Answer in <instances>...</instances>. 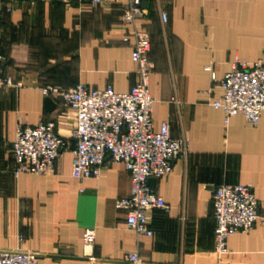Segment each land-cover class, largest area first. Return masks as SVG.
I'll return each instance as SVG.
<instances>
[{"label": "crops", "instance_id": "obj_1", "mask_svg": "<svg viewBox=\"0 0 264 264\" xmlns=\"http://www.w3.org/2000/svg\"><path fill=\"white\" fill-rule=\"evenodd\" d=\"M13 1L12 13L0 20L2 74L14 84L0 88V254L30 252L38 264H127L130 253L141 264H264V112L256 124L239 114L225 126L223 113L211 106L235 60L264 63V0H141L146 16L138 26L149 34L153 67V131L166 122L171 137L188 145L186 158L148 185L167 206L149 213L151 237L129 229L126 213L115 208L129 196L131 178L109 156L99 178L71 177V145L52 172L13 176L18 125L53 122L65 138L75 127L76 112L42 90L83 85L127 93L137 83L132 43L122 41L120 5ZM222 184L250 185L260 217L219 256L213 195ZM86 229L95 233L91 246L82 243Z\"/></svg>", "mask_w": 264, "mask_h": 264}, {"label": "built area", "instance_id": "obj_2", "mask_svg": "<svg viewBox=\"0 0 264 264\" xmlns=\"http://www.w3.org/2000/svg\"><path fill=\"white\" fill-rule=\"evenodd\" d=\"M95 8L104 0H78ZM121 7L123 42L132 43L131 61L136 65L138 81L127 93H116L112 87L90 90L78 85L70 90L44 89L42 95L56 94L62 105L76 112L75 127L70 138L59 136L53 122H40L34 127L18 125L11 145L15 163L14 178L23 174L42 176L52 172L54 163L62 151L69 149L74 141V157L71 177L74 179L99 178L106 156L120 163L131 178L128 197L117 199L115 208L126 213V225L138 236H152L149 213L166 210L163 199L155 195L148 180L160 179L170 174L172 163L185 159L188 145L184 137L173 138L166 122L159 131H153L152 110L154 100L149 94V77L152 64L148 56L150 37L138 26L146 16L141 0H112ZM162 22L166 15L161 14ZM3 57L0 53V88H11L10 77H3ZM205 71L217 82L211 67ZM220 94L211 103L224 115L227 126L229 118L243 115L256 124L264 112V63H245L235 60L231 69L218 82ZM213 218L215 223V252L226 254L228 242L236 234H246L259 219V203L250 185L222 184L213 195ZM95 233L86 229L82 233L84 246L93 245ZM127 264H141L136 253L125 257ZM0 264H38L30 252H3Z\"/></svg>", "mask_w": 264, "mask_h": 264}, {"label": "rangeland", "instance_id": "obj_3", "mask_svg": "<svg viewBox=\"0 0 264 264\" xmlns=\"http://www.w3.org/2000/svg\"><path fill=\"white\" fill-rule=\"evenodd\" d=\"M13 2V0H0V20L8 17L12 13Z\"/></svg>", "mask_w": 264, "mask_h": 264}, {"label": "water", "instance_id": "obj_4", "mask_svg": "<svg viewBox=\"0 0 264 264\" xmlns=\"http://www.w3.org/2000/svg\"><path fill=\"white\" fill-rule=\"evenodd\" d=\"M44 105H45V107L48 108V109H52V108L54 107L53 104L51 103V101L48 100V99H46V100L44 101ZM70 143H71V147H72V146L74 147V141L71 140ZM153 182H154V179H153V178L149 179V180H148V185L151 186V185L153 184Z\"/></svg>", "mask_w": 264, "mask_h": 264}]
</instances>
